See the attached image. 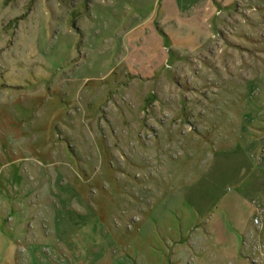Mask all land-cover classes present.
Here are the masks:
<instances>
[{
  "label": "rangeland",
  "instance_id": "374dc122",
  "mask_svg": "<svg viewBox=\"0 0 264 264\" xmlns=\"http://www.w3.org/2000/svg\"><path fill=\"white\" fill-rule=\"evenodd\" d=\"M0 264H264V0H0Z\"/></svg>",
  "mask_w": 264,
  "mask_h": 264
}]
</instances>
